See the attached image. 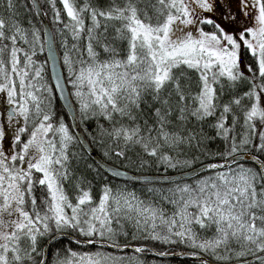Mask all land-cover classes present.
I'll return each instance as SVG.
<instances>
[{
    "label": "snow or ice",
    "instance_id": "snow-or-ice-1",
    "mask_svg": "<svg viewBox=\"0 0 264 264\" xmlns=\"http://www.w3.org/2000/svg\"><path fill=\"white\" fill-rule=\"evenodd\" d=\"M146 256L264 264V0H0V264Z\"/></svg>",
    "mask_w": 264,
    "mask_h": 264
},
{
    "label": "trees",
    "instance_id": "trees-1",
    "mask_svg": "<svg viewBox=\"0 0 264 264\" xmlns=\"http://www.w3.org/2000/svg\"><path fill=\"white\" fill-rule=\"evenodd\" d=\"M19 2L23 3L24 0H19ZM21 12H23V9H21ZM144 259H146L148 261V264H152L154 258L152 256H146V257H144Z\"/></svg>",
    "mask_w": 264,
    "mask_h": 264
}]
</instances>
